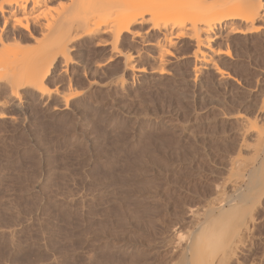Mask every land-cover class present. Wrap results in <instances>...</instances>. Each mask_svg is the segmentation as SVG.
Wrapping results in <instances>:
<instances>
[{
	"label": "rangeland",
	"instance_id": "rangeland-1",
	"mask_svg": "<svg viewBox=\"0 0 264 264\" xmlns=\"http://www.w3.org/2000/svg\"><path fill=\"white\" fill-rule=\"evenodd\" d=\"M66 6L51 0L44 15L58 18ZM160 12L122 33L116 55L109 32L76 40L70 60L59 59L43 82L51 93L21 89L18 101L11 75L30 71L23 59L43 44L34 42L38 32L30 40L0 27L9 40L0 45V264H166L170 223L180 221L187 198L197 202L224 177L237 152L234 117L264 130V15L251 33L238 20L225 27L213 49L226 54L207 53L200 69L194 41L174 30L173 11ZM164 36L172 55L161 57ZM253 246L251 256L264 264Z\"/></svg>",
	"mask_w": 264,
	"mask_h": 264
},
{
	"label": "bare ground",
	"instance_id": "bare-ground-1",
	"mask_svg": "<svg viewBox=\"0 0 264 264\" xmlns=\"http://www.w3.org/2000/svg\"><path fill=\"white\" fill-rule=\"evenodd\" d=\"M50 1L51 0L0 1V27L3 32L8 31L10 27L13 29V32L14 30L16 31V29H19L23 31L24 34L26 33L30 40L33 39L35 32H38L41 41L34 40V42L37 41L41 45L43 44V47H38V49L42 48L41 53L36 54L33 57L31 56V58H27L29 55L27 53L28 55L23 59V61L25 60L24 66L32 67H30V71L27 70L28 72H26V70H18L15 73L14 70L11 75V81L7 86L9 87L13 98L17 101L20 98L18 91L21 89H28V91L30 89L34 95L37 94L40 98L42 96H48L51 93L50 90L45 88L43 82L49 76L51 68L59 59L64 61H67L68 59L70 60L69 55H71L73 47L76 46H72V44L76 40L82 37L91 38L92 36H98L99 34L101 35L109 32L111 34L110 52L112 51L114 54L115 52H118L117 45L119 40H121V34L125 33L128 35L127 33L132 31H130V28H132L133 25H136L137 27L138 24L142 25L143 22H146V17L144 16L147 14H151L150 16L152 17V15H155V12L158 13V11H162V13L160 12V16L163 13H169V11L174 12H172V14L173 17L175 16V22L173 21L175 27H173L176 29L172 26L170 29H178L181 34L183 33L182 35L178 34V37L181 36L180 38H184L185 36L194 41L197 50L195 52L199 54V57L197 56L198 54H195L197 58H199V66L197 67L200 69L203 66L202 64L206 62L208 64V57L206 56L207 59L205 58L207 53H210L212 56H214V54L220 55L221 57L226 54L220 52V50L216 51L213 49V42L220 37L219 35L221 34V31L225 27L229 26L231 22L238 20V22L240 21V23L243 22L246 24L247 27L249 26L246 29V32L251 33L254 30V24L257 23V19H260L259 16L264 15V0H185L184 3H179V5L178 3L176 5L174 2L169 3L168 0H66L68 6L66 11L67 14L65 13L64 15L63 13L64 16L61 15L55 19H47L48 17L44 14ZM163 8L166 10L165 12H163ZM163 17L166 16L164 15ZM164 25L166 24L163 23V26ZM156 27L157 26L154 28ZM161 28L163 29V27ZM21 31L19 33H21ZM27 36L25 37L27 38ZM2 37V34H0V45L3 44L5 39L6 43L8 40V37ZM164 38L163 41L165 44H163L162 41L163 45L159 46L160 48L157 46L160 44V41L157 42L159 44H156L155 42L158 48L157 51H159L161 57H166V55L170 54L172 55V53H169L170 51H168V47H170L171 44L173 45V41H171L170 38H167V36H164ZM15 39L16 35L12 34L10 40ZM14 42L15 41H13V43ZM37 42L36 45L38 44ZM191 43L193 44V42ZM15 44H17V46L19 45L16 42ZM15 44L12 46L15 47ZM26 46L27 45H25V48ZM8 53L11 52L8 51ZM119 55H121V53H119ZM23 56H25V54H23ZM196 56L194 58H196ZM128 59L131 60V57ZM160 59L162 60L163 58L159 57V62L161 61ZM137 61L135 62L137 63ZM162 62H160V64ZM209 62V66L210 64L211 66H215L212 65L211 59ZM128 63L127 66L124 63V66L130 71L133 70L134 68L131 67V64V66L128 67ZM33 64H35V66H33ZM163 64H165V62H163ZM163 64H161V66H163ZM204 66H206V64ZM159 68L160 72H165L164 68L163 70L161 67ZM198 70L199 69L196 71ZM162 72L160 75L163 74ZM121 79L123 80V78ZM260 110H262L260 118L264 121V107ZM238 116L239 117L236 118L234 117V120L240 123L238 125L240 126V130L238 129V132L241 141H239L240 143L237 146V152L233 151L236 154L234 153V156H230L231 158L228 160L224 169V177L218 182L215 181L216 183H213L210 190L206 191L204 195L199 197L197 202H195L196 200L194 199L187 198L181 209L182 216L177 217V219L180 218V221L176 220L178 221L176 222L173 220V224L172 222L170 223L171 226L168 227L170 228L168 232L170 234H168V237L166 236L167 239L163 242L165 244L164 246L167 248V252L168 249L171 250V255L169 254L170 258L169 260L167 259L168 262L166 261V264L260 263L259 261L261 259L257 261V258L255 259L251 255L253 251L252 246H255L256 243H259V246H261L264 253V226H260V220L259 218L257 219L256 216L259 207L264 203V130H261L260 127L257 126L255 123L257 121L252 122V120L250 121L246 117L241 118L240 115ZM251 140L253 141V145L251 144ZM150 215L149 218H151ZM144 217L145 220L141 222L144 223L145 227L150 226L152 220L150 221V219L147 218V215ZM144 217L140 218L144 219ZM142 223L141 225L143 226ZM181 225H183V227H181ZM164 249L165 248H163V250Z\"/></svg>",
	"mask_w": 264,
	"mask_h": 264
}]
</instances>
